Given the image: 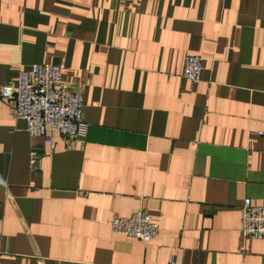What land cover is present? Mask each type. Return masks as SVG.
Wrapping results in <instances>:
<instances>
[{
  "label": "crops",
  "instance_id": "crops-1",
  "mask_svg": "<svg viewBox=\"0 0 264 264\" xmlns=\"http://www.w3.org/2000/svg\"><path fill=\"white\" fill-rule=\"evenodd\" d=\"M32 64H62L87 132L49 146L0 100V264H264L239 233L264 201V0H0V89ZM137 211L153 240L109 232Z\"/></svg>",
  "mask_w": 264,
  "mask_h": 264
},
{
  "label": "built area",
  "instance_id": "built-area-1",
  "mask_svg": "<svg viewBox=\"0 0 264 264\" xmlns=\"http://www.w3.org/2000/svg\"><path fill=\"white\" fill-rule=\"evenodd\" d=\"M202 60L195 55L183 58L181 76L191 84L199 81ZM62 64H32L18 71L11 84L0 89V100L12 105L14 118L25 124L31 138H41L52 146L49 133L65 141L84 139L87 125L81 119L82 97L61 84ZM239 233L243 238L264 240V201L256 206L244 199L239 208ZM113 235L142 244L153 240L157 227L141 211L107 222ZM169 264H174L171 261Z\"/></svg>",
  "mask_w": 264,
  "mask_h": 264
}]
</instances>
